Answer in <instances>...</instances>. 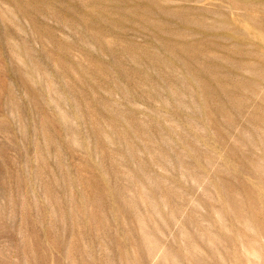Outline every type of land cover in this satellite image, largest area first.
Instances as JSON below:
<instances>
[{"label":"rangeland","instance_id":"1","mask_svg":"<svg viewBox=\"0 0 264 264\" xmlns=\"http://www.w3.org/2000/svg\"><path fill=\"white\" fill-rule=\"evenodd\" d=\"M0 264H264V0H0Z\"/></svg>","mask_w":264,"mask_h":264}]
</instances>
